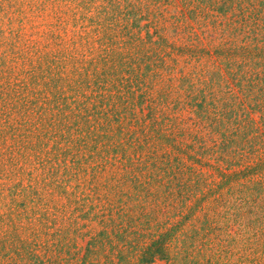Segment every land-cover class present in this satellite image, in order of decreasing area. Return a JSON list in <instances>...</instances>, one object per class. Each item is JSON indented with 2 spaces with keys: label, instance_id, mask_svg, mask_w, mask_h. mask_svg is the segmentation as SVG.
Segmentation results:
<instances>
[{
  "label": "trees",
  "instance_id": "1",
  "mask_svg": "<svg viewBox=\"0 0 264 264\" xmlns=\"http://www.w3.org/2000/svg\"><path fill=\"white\" fill-rule=\"evenodd\" d=\"M162 1L174 7L182 6L175 28L183 35L189 34L187 20L201 19L193 17V10L198 15L216 13L210 22L222 29L221 54L229 53L228 64L232 62L231 66L242 69L238 79L232 80L234 84L229 83L231 87L217 97L219 92L215 91L214 82L201 88L202 80L193 83L198 76L195 69H187V62V67L180 63V78L174 83L180 84L183 95L173 98L174 78L164 84L163 74L171 75L175 67L170 69L166 65L164 57L170 56L161 51L163 47L158 53L135 61L137 70L131 62L127 79L121 77L124 73L115 66L110 71L103 64L102 69L109 71L105 76L93 70L95 82L90 83L86 78L75 89L77 94L82 91L85 101L77 108L76 121L82 126L93 124L86 129L77 124L73 131L81 143L77 149L86 150L87 156L77 159L73 155L70 169H61L52 153H45L48 162L41 160L38 164V170L51 165L44 174L53 189L61 190L62 184L75 182L74 189L85 195L84 205L75 209L77 218L83 221H75L78 224L75 233L88 237L83 253L75 259L69 255L62 257L60 249L59 255L52 257L47 247L39 245L46 250L44 256H39L36 245L19 237L21 226L18 224L28 217L39 215L42 219L48 214L29 212L26 200L18 204L13 198L0 221L11 224L14 241L17 238L20 244L5 245L8 242L1 240L8 235H0V264H151L155 260L165 264H264V132L257 135L252 118V114L258 113L264 124V0ZM95 2L83 0L80 8L88 12ZM135 2L138 16L131 25L141 29L138 24L143 17L139 14L146 8L142 0ZM197 2L200 7L196 6ZM149 3L154 7L159 0H149ZM105 7L102 4L95 8L99 12L97 16L103 19L107 16L101 15ZM151 14L147 15L151 20L145 28L153 25L155 36L162 17ZM72 20L78 22V18ZM68 22L65 19L58 24L66 26ZM209 25L204 26L210 31ZM60 29L67 37L66 28ZM63 35L60 32L54 38L59 45L64 43ZM130 36L139 46L148 45L153 38L148 34L145 41ZM196 36L187 35V38L196 42ZM103 39L106 40L100 38L98 42ZM162 42H167L163 36L153 41L156 45ZM186 50L194 53L198 49ZM180 51L182 54L183 49ZM105 56L108 55L102 52L98 57L107 63ZM218 75L226 82L221 77L227 76L225 73L218 72ZM133 80L135 92L144 88L137 101L130 96L123 97L118 90L120 87L130 90ZM85 89L91 94L108 93L104 95L105 103L101 100L92 107L95 101L83 93ZM113 89L116 93L111 95ZM236 109L241 112V121L232 114ZM185 112L194 115L193 119H185ZM189 121L193 128L188 125ZM193 140L199 144L197 148L191 144ZM205 141L211 143L208 149ZM73 148L58 146V143L52 146L53 152L62 156H66L62 151L70 153ZM209 148L217 152L213 162L205 156ZM28 193L25 189L20 192L25 196ZM41 193L37 188L33 190L34 197L29 202H43ZM12 195L20 196L17 192ZM53 210L58 217L64 212L57 205ZM93 224L100 229L95 231L90 227Z\"/></svg>",
  "mask_w": 264,
  "mask_h": 264
},
{
  "label": "rangeland",
  "instance_id": "2",
  "mask_svg": "<svg viewBox=\"0 0 264 264\" xmlns=\"http://www.w3.org/2000/svg\"><path fill=\"white\" fill-rule=\"evenodd\" d=\"M81 1L83 0H0V217L2 213L8 212L13 198L17 199L18 204L26 200L25 204L29 212L36 210L47 213L48 216L42 219H39V215H35L32 218L28 217L27 220L23 219L22 225L18 224L21 226L19 237L22 241L36 245L39 256H44L46 253L45 249L39 248V245H42L50 250L52 257L58 256V251L61 249L62 257L69 255V258L75 259L76 255H82L88 240V237L75 233L78 225L75 221L83 222L77 218L75 209L77 206L84 205L86 201L82 199L85 195H81L78 189H74L75 182L62 184L61 190L53 189L54 187L48 185L50 179L45 181L47 168L51 165H46L43 169L40 167L38 170V164L41 160L48 162L49 158L45 153H52L56 163L61 165V169L64 167L70 169L73 166L71 163L73 155L77 159L87 156L86 150L77 149L81 147V143L76 140L77 137L73 131L77 124L82 129L93 124L87 123L86 126H82L81 122L76 121L77 108L80 109L85 101L82 91L77 94L75 89L81 83L83 84L86 78H89L90 83L95 82V76L91 75L93 70L101 75L104 73L105 76L109 71L102 69L103 64L105 68H110V71L115 66L119 72L124 73L121 77L127 79V74L132 69L131 62L139 61L144 56L146 59L149 54L158 53L157 51L163 47L161 51L163 53L165 51L170 56V58L164 57L166 65L170 69L175 67L171 75L163 74L164 84L168 83L171 77L174 78L172 80L175 87L173 98L183 95V91L179 90L180 84L174 83L180 78L178 75L182 71L180 63L187 67V62L189 64L187 69H195L198 76L193 83L197 79L202 80L201 88L211 81L214 82V89L219 92L217 97L224 94L228 86L231 87L229 83L234 84L232 80L238 79L237 74H241L242 71L241 67L231 66L232 62L228 64L229 53L226 56L221 54L219 34L222 29H217L210 22L211 16L216 15L215 12L198 15L197 11L193 10V17L201 18L198 22H195L196 19L187 20L189 33L187 35L189 37L198 35L195 38L196 42H193L187 38L186 34V36L181 34L175 28V19L182 12L180 4L174 7L159 0V3L152 7L149 0H142L146 10L141 9L139 14L143 17L138 24L142 27L139 29L131 25L133 19L138 16L136 0H95L97 2L90 5L88 12L80 8ZM102 4L106 7L101 15L106 14V19L97 16L99 12L95 11V8ZM196 6L200 7L198 2ZM150 12L162 17V21L156 26L159 30L155 36L153 25L145 28L151 20V16H147L152 15ZM63 14L70 17L66 18ZM80 15L81 20H79ZM74 18H78V22H74L72 20ZM65 19L69 21L66 26L65 24L59 26L58 23ZM207 23L210 24V31L204 26ZM211 25L217 29L214 34L212 33L214 28ZM62 27L66 28L67 37L63 35V30L60 29ZM60 32L65 37L61 45L54 39ZM128 34L145 41L148 34L153 35V38L151 43L147 41L148 45L139 46L132 42V36ZM157 36H163L167 41L166 44L164 42L160 45L154 44L153 41ZM100 38L106 40L98 42ZM189 47H195L198 50H194V53L189 51L186 53ZM180 49H183L182 54ZM102 52L108 55L104 57L107 63L98 57ZM133 67L134 70L138 69L135 63ZM220 71L227 75H221L226 82L219 77ZM134 79L138 83L137 77ZM135 80L130 90L124 87L118 90L123 97L130 96L137 101L144 88L135 92ZM114 83L117 84L116 81ZM138 85L142 86V83ZM195 86L197 90H201L200 87ZM84 91L83 93L90 97V100L95 101L91 104L92 107L99 105L98 101L101 100L105 103L104 95L108 96L105 92L91 94L90 90ZM115 93L114 89L110 92L111 95ZM249 112L252 113V110L249 109ZM239 113L241 112L236 109L232 114L238 118L236 120L241 121L242 117L239 119ZM184 117L191 120L194 115L190 116L188 112H185ZM252 118L255 121L253 126L257 127L255 128L257 135L262 134L264 124L260 120V115L254 113ZM188 125L193 128L190 121ZM195 141L193 140L191 144L197 148L199 144ZM205 142L208 149L211 143ZM57 143L58 146H74L76 150L73 148L70 153L62 151L66 154L62 156L52 150L53 144ZM209 149L205 156L206 158L209 156L207 159L213 162L217 152L215 148ZM62 172L61 170L59 175ZM36 188L42 192L41 197L44 199L38 204L29 202V199L34 197L32 192ZM24 189L25 192H29L27 196L20 194ZM62 190H65V193H62ZM13 192H17L20 196H13ZM54 205L64 210L59 217L52 213ZM56 217H58L57 221L53 222ZM10 225L0 221V235H8V238L0 237V239L8 242V244L4 242L5 245L12 243L11 246L14 244L19 246L20 242L17 238L14 241L15 235ZM90 227H94L95 231L100 229L95 224ZM9 250L10 247L7 246L5 251L8 253ZM11 255L10 253L9 257ZM151 264L165 263L155 260Z\"/></svg>",
  "mask_w": 264,
  "mask_h": 264
}]
</instances>
